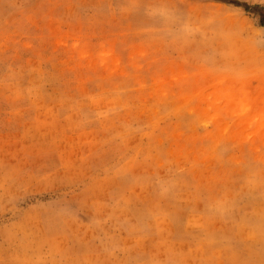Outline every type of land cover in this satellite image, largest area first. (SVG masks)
I'll list each match as a JSON object with an SVG mask.
<instances>
[{
  "label": "rangeland",
  "instance_id": "obj_1",
  "mask_svg": "<svg viewBox=\"0 0 264 264\" xmlns=\"http://www.w3.org/2000/svg\"><path fill=\"white\" fill-rule=\"evenodd\" d=\"M256 6L0 0V264H264Z\"/></svg>",
  "mask_w": 264,
  "mask_h": 264
},
{
  "label": "trees",
  "instance_id": "obj_2",
  "mask_svg": "<svg viewBox=\"0 0 264 264\" xmlns=\"http://www.w3.org/2000/svg\"><path fill=\"white\" fill-rule=\"evenodd\" d=\"M236 6H239V4H235ZM244 8L245 9H250L248 6H246V5H244ZM256 9H258V10H261V11H264V7H255ZM260 25H261V27H264V21L262 20V19H260Z\"/></svg>",
  "mask_w": 264,
  "mask_h": 264
}]
</instances>
